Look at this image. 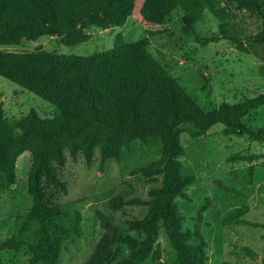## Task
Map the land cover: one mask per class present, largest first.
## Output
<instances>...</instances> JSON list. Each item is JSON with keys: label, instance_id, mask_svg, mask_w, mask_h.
Wrapping results in <instances>:
<instances>
[{"label": "trees", "instance_id": "16d2710c", "mask_svg": "<svg viewBox=\"0 0 264 264\" xmlns=\"http://www.w3.org/2000/svg\"><path fill=\"white\" fill-rule=\"evenodd\" d=\"M234 1L238 8L262 15L253 42L261 46L264 56V0ZM202 9L200 0H0V44L15 45L24 38L49 34L73 45L89 38L85 30L90 26H120L132 14L146 26H157L176 10L183 12L181 21L190 29ZM220 33L238 44L231 33ZM259 72L264 80V68ZM0 75L60 112L42 118L30 110L23 117L7 119L0 104V176L14 183L17 157L23 151L31 155L26 188L32 201L27 220L38 221L39 228L37 241L27 245L29 264H58L63 243L79 235L78 220L72 228L57 221L66 216L53 192L64 189L59 178L64 152L71 157L81 154L89 163L97 149L104 162L118 159L134 141L152 137L161 141L160 156L136 169L147 180H159L158 186L148 190L147 212L141 219H127L125 225H115L109 216L98 214L104 231L86 264H141L153 258L161 230L176 254L171 264H205L207 242L198 225L190 231L182 229L174 202L193 182L178 160L184 150L180 135L198 137L222 123L225 134L264 140V127L252 130L243 123L250 111L264 105V93L207 110L155 59L145 39L116 38L111 48L88 56L41 48L0 49ZM137 202L116 195L109 205L118 208ZM244 213V206L237 207L223 222L264 228L262 223L244 219ZM7 245L18 249L25 243L13 237Z\"/></svg>", "mask_w": 264, "mask_h": 264}, {"label": "rangeland", "instance_id": "374dc122", "mask_svg": "<svg viewBox=\"0 0 264 264\" xmlns=\"http://www.w3.org/2000/svg\"><path fill=\"white\" fill-rule=\"evenodd\" d=\"M200 1L202 12L190 29L184 28L181 10L157 26H146L132 14L120 26L88 27L85 31L89 38L73 45L61 37L42 34L15 45L0 44V49L41 48L88 56L111 48L116 38L125 42L145 39L155 59L207 110L264 93L259 72L264 68V56L261 46L253 42L262 15L238 8L234 0ZM221 30L234 35L240 45L222 38ZM0 104L7 119L23 117L30 110L42 118L60 113L55 105L1 75ZM243 123L252 130L264 127V105L250 111ZM180 143L184 150L178 160L182 172L193 176V182L174 202L182 229L190 231L198 225L206 240L205 264H264V228L223 222L229 212L244 206V219L264 224V140L225 134L223 124L216 123L198 137L182 132ZM160 152L158 137L134 141L118 159L104 162L97 149L89 163L81 154L71 157L64 152L65 164L59 169L64 189L53 192L66 216L57 221L72 228L78 220L79 235L73 234L63 243L58 264H86L104 231L98 214L109 216L115 225H125L127 219L145 215L151 200L148 190L158 186L159 180H147L136 169L149 165ZM30 163V153L23 151L16 159L15 182L8 183L0 176L2 264H29L27 245L37 241L39 222L27 220L32 201L26 188ZM116 195L139 202L112 208L109 201ZM13 237L25 246L9 248L7 243ZM154 251L153 258L141 264H171L176 258L162 230Z\"/></svg>", "mask_w": 264, "mask_h": 264}]
</instances>
